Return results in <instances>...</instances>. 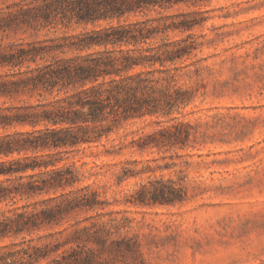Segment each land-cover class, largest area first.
Listing matches in <instances>:
<instances>
[{"label": "trees", "instance_id": "16d2710c", "mask_svg": "<svg viewBox=\"0 0 264 264\" xmlns=\"http://www.w3.org/2000/svg\"><path fill=\"white\" fill-rule=\"evenodd\" d=\"M210 1L13 0L0 10V242L9 241L0 264H94L87 245L131 247L95 223L68 226L55 234L61 240L40 232L104 205L69 161L122 121L173 122L132 141L139 150L190 144L191 127L176 114L196 97L184 70L194 66L186 64L199 47L193 32ZM163 186L137 201L182 199L180 188Z\"/></svg>", "mask_w": 264, "mask_h": 264}, {"label": "rangeland", "instance_id": "374dc122", "mask_svg": "<svg viewBox=\"0 0 264 264\" xmlns=\"http://www.w3.org/2000/svg\"><path fill=\"white\" fill-rule=\"evenodd\" d=\"M12 3L0 0V10ZM200 11L208 19L193 32L199 47L184 70L196 97L176 114L191 127L190 144L139 150L132 141L173 122L122 121L108 141L69 161L104 205L40 235L61 240L58 231L95 223L109 240L130 243L87 245L94 264H264V0H211ZM169 183L182 199L137 201L139 191Z\"/></svg>", "mask_w": 264, "mask_h": 264}]
</instances>
